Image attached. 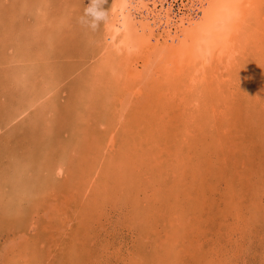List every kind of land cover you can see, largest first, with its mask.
Instances as JSON below:
<instances>
[{
    "label": "rangeland",
    "instance_id": "374dc122",
    "mask_svg": "<svg viewBox=\"0 0 264 264\" xmlns=\"http://www.w3.org/2000/svg\"><path fill=\"white\" fill-rule=\"evenodd\" d=\"M115 1L93 32L78 22L89 0H0V264H264L263 26L239 34L243 70L218 84L166 78L161 63L159 85L125 100L123 61L102 44ZM115 102L147 109L137 155L122 152L131 135L105 132L136 127Z\"/></svg>",
    "mask_w": 264,
    "mask_h": 264
},
{
    "label": "bare ground",
    "instance_id": "6f19581e",
    "mask_svg": "<svg viewBox=\"0 0 264 264\" xmlns=\"http://www.w3.org/2000/svg\"><path fill=\"white\" fill-rule=\"evenodd\" d=\"M113 1H115V0H113ZM181 1H182V4L178 8V11L175 10V3H176L175 0H116L115 1V5L113 7L114 8L113 14L111 13L112 16H113L112 17V21H111V23L108 26V32H106L104 37L102 38V41H103L102 44L105 47H107V49H106L107 52H115L114 55L120 54L119 56H120L121 60L123 61L120 64V65H122L121 68L123 69L120 72V75L122 76V79H121V77H119L121 80L118 79L119 80L118 84H115V85L119 86V87L116 88V94L118 93L117 94L118 97L121 96V95H123V96L126 95V96L131 97V95H133L135 93V94H137L136 98H138L141 94H143V92L141 91L142 89H140L141 84L144 83V82H151V79H153L152 80L153 81L152 84H154V86L159 85L158 83L156 84V78L154 76L158 75L160 70H162V69L157 70V72L155 73V71H156L155 68L159 69L161 63L162 64L163 63H167L166 70L165 71L163 70L164 72L161 73L162 76L165 75L166 78H168L169 76L175 75L174 73H176L179 76L184 75L186 77H189L190 79H193L194 83H199V80H200V81H202V85H206V86H207V83L209 84V83H212V82H216L218 84V82H221L220 81L221 79L224 80L223 74H222V76H221V74H219V72H221V73L224 72V67H227V69H231V71L232 70L237 71V69H238V72H239V70H240V66H241L240 64L242 63L243 60H239V56L241 54L240 50H242L243 48H240V46H239L240 44L238 43L239 42L238 39H239V34L240 35H244V33L246 32V26L251 28V29H249L251 31V33L252 32H256L258 30V26L259 27L263 26L261 28V36H264V0H181ZM112 4H113V2H112ZM111 9H112V7H110V10ZM253 27H256L257 30L256 29H255L256 31L252 30V29H254ZM250 31H249V33H250ZM258 37H260V36H258ZM261 42L264 43L263 40ZM135 44L138 45V48H139L138 50H140V52H141L140 53V57H136V55L135 56H131L132 53H133L131 51V49H132L133 45H135ZM129 47H131V48H129ZM252 50H253V48H252ZM249 53H251V52H249ZM254 53H256V51ZM258 55H260V54H258ZM104 56H107V54L104 55ZM258 57H260V56H258ZM97 58H96V60H97ZM252 60H253V58H252ZM119 61L120 60H118V63H119ZM226 61H227V63H226ZM225 64L227 66H225ZM260 64H262V63H260ZM157 65H158V67H157ZM113 66H116V64L114 63ZM125 66H128V67L126 68ZM258 66H261V65H258ZM242 70L243 69H242V66H241V71ZM116 71H118V70H116ZM151 71H152V73H151ZM103 78H104V76H103ZM180 78H179V80H180ZM124 79L126 80V83H127L126 85L124 84V81H123ZM136 79H141V82L135 83ZM163 79H165V78H163ZM118 80H116V81H118ZM132 80L136 84V86L134 88L131 87L132 85H130L132 83ZM216 80H219V81H216ZM226 81H227V79H226ZM171 83H173V82L171 81ZM152 84L147 85V86H149L151 88L153 86ZM101 86L104 87L105 85L104 86L100 85V87ZM206 86H204V87H206ZM110 87L111 86H109L108 88L110 89ZM214 87H211V88H214ZM129 88H131V89H129ZM221 89H218V91H220ZM109 91H111V90H108V92ZM218 91L216 89L213 90V95H215V97L218 96L217 95L219 93ZM228 91H230V90H228ZM255 91H257V90H255ZM261 91H262V88H261ZM221 92L223 93L224 91H220L219 95H222ZM102 93H104V92H102ZM127 93L128 94L130 93V94L127 95ZM105 94H106V92H105ZM111 94H109V95H111ZM159 94L160 93H156L157 96ZM173 94H174V92H173ZM230 94L231 95L237 94V92H231ZM174 95H176V94H174ZM106 96H107V94H106ZM126 96H124L125 100L129 98V97H126ZM164 97H165V94H164ZM114 98H116V97H114ZM119 98L121 99V97H119ZM104 99L107 100V98H104ZM109 99L110 98H108V101H109ZM120 99H119V101H120ZM39 101H40V99L34 100V102H32V105L36 104V102H39ZM108 101H106V102H108ZM112 101H113V99H112ZM192 101H193V99H192ZM219 101H221V99ZM254 101H255V99H254ZM262 101H264V100H262ZM117 102H118V100H117ZM255 102H254V104H255ZM120 103H122V102H120ZM194 103H196V102H194ZM102 104H104V106H105V103H102ZM119 104L118 103L116 104V102H115V105H117V107L114 108L115 106H113L114 112H116V111H117V113L122 112V111L118 112V109H119L118 105ZM173 105H174V102H173ZM236 105H238V103L235 100L233 102L234 108L236 107ZM121 106H124L123 110H128L129 108H130L129 110H131L130 111L131 113L128 114V117H129L128 121L125 120V121H122V122H125V123H128V124L129 123L131 124L132 122H134L135 123L134 126H136V127L129 128L128 131H127V128H126L125 130L119 132L120 130H118L116 127H114L115 126L114 125L113 126L114 128L112 126L110 128H105V132H107L106 130L111 129L110 130V132L112 133V134H110L111 135L110 136L111 137V139H110L111 143H114L116 141L117 137H115V136L122 137V140H123V137L125 139H127L131 135L133 137V139H134L133 142L130 141L131 144H133V145H131V149L128 148V146H127V148L123 149L122 152H125L128 155H132V156H133V154L137 155L139 153L138 152V150H139L138 149L139 148L138 147L139 139L136 138L137 134H138V131L136 130V128L137 129L142 128V126H141V124L139 122L141 120H143L144 118H148V116H146V113H144V112H147L146 111L147 109L143 112V110H141V108H136L135 110H132L131 107H129L128 105H125L123 103H122ZM148 107L150 108V106H148ZM29 109H30L29 107L27 109H23L21 107L18 111H16V113L18 112V114L14 118L15 119H19L20 117L25 115L28 112ZM103 109H105V108H103ZM167 110H168V108H167ZM217 110L219 111V109H217ZM227 114H228V112H227ZM181 115H182V113H181ZM260 115H262V114H260ZM118 116H119V114H118ZM222 118H223V116H222ZM96 121L98 122L99 119L96 118ZM200 122H202V121H200ZM89 123H90V121H89ZM141 123H142V121H141ZM202 123H204V122H202ZM100 125L102 127L103 126L105 127V125H103L102 123H100ZM214 125H216V124H214ZM118 127H119V125H118ZM112 128L114 130H112ZM237 129H238V127H237ZM205 130H207V129H205ZM202 134H204V133H202ZM208 136H210V135H208ZM116 143H118V142H116ZM126 144H130V143L127 142ZM126 144H124V145L126 146ZM221 145L222 144L220 143V146ZM102 146H104V150H105V148L110 147V146H108L106 144H102ZM104 150L102 152H104ZM122 152H121V155H122ZM205 156H207V155H205ZM225 156H227V155L225 154ZM123 157H124V155L122 156V158ZM111 158H112V156H111ZM144 158H147V157H144ZM127 159L129 160V159H131V157L128 158L126 156V158H124V160H126V161H127ZM150 159H152V158H150ZM164 159H165V157H164ZM152 160H154V159H152ZM103 161H107V159L104 158ZM208 161H209V159L206 162L208 163ZM160 162H162V161H160ZM175 163H176V161H175ZM153 165H157V164L154 163L150 167H154ZM114 166H116V164H114ZM136 167L137 166H135V168ZM172 168L173 167H171V169ZM12 170H14V169H12ZM175 171H176V169H175ZM106 172L107 171H105V173ZM207 172H208V170H207ZM15 173H17L18 175L21 174L20 171H16ZM183 178L186 179L185 177H183ZM215 186H216V184H215ZM183 188L186 189V187H183ZM212 194L214 195V190H213ZM231 195H232V193H231ZM223 203L225 204V202H223ZM170 210H172V209H170ZM121 211H123V210H121ZM246 211L248 212L249 210H246ZM160 220H163V219H160ZM178 223H176V224H178ZM249 225L250 224H248V226ZM193 226H195V225L193 224ZM220 227H222V226H220ZM216 230H217V228H216ZM220 246L221 245H219V247ZM186 249L188 250L189 248H186ZM220 252H222V251H220ZM235 252H239V250L238 251L235 250Z\"/></svg>",
    "mask_w": 264,
    "mask_h": 264
},
{
    "label": "clouds",
    "instance_id": "9594fccd",
    "mask_svg": "<svg viewBox=\"0 0 264 264\" xmlns=\"http://www.w3.org/2000/svg\"><path fill=\"white\" fill-rule=\"evenodd\" d=\"M107 0H89V4L84 8L83 14L78 22L85 28L95 32L101 24H107L109 21V11H106L103 5Z\"/></svg>",
    "mask_w": 264,
    "mask_h": 264
}]
</instances>
